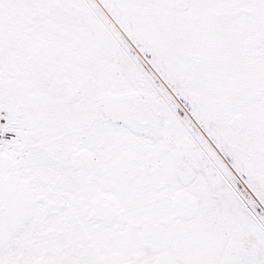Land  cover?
<instances>
[{
    "label": "snow or ice",
    "instance_id": "obj_1",
    "mask_svg": "<svg viewBox=\"0 0 264 264\" xmlns=\"http://www.w3.org/2000/svg\"><path fill=\"white\" fill-rule=\"evenodd\" d=\"M0 264H264V0H0Z\"/></svg>",
    "mask_w": 264,
    "mask_h": 264
}]
</instances>
